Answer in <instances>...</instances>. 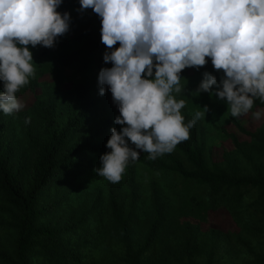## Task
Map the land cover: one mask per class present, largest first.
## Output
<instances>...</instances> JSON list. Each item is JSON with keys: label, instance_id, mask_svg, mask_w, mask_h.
<instances>
[{"label": "clouds", "instance_id": "obj_1", "mask_svg": "<svg viewBox=\"0 0 264 264\" xmlns=\"http://www.w3.org/2000/svg\"><path fill=\"white\" fill-rule=\"evenodd\" d=\"M63 0H0V111L12 115L25 107L17 92L34 78L29 45L53 48L70 27V13L57 9ZM80 11L101 18L105 63L98 74L99 94H112L119 115L94 171L118 183L129 161L140 152L156 159L189 139L202 115L184 123L180 73L206 65L199 92H213L233 117L247 115L264 102V0H79ZM119 43L118 48L114 46ZM206 112L207 107H204ZM254 120L264 109L252 111ZM134 146V147H133Z\"/></svg>", "mask_w": 264, "mask_h": 264}, {"label": "trees", "instance_id": "obj_2", "mask_svg": "<svg viewBox=\"0 0 264 264\" xmlns=\"http://www.w3.org/2000/svg\"><path fill=\"white\" fill-rule=\"evenodd\" d=\"M57 11L70 13L71 19L69 31L57 38L54 48L65 51L58 60L78 75L80 86L73 98L63 96V106L42 98L33 103L31 113L36 130L25 131L29 148L21 155L14 152L6 139V114L0 111V211L5 214L0 227L10 231L8 246H0L3 264H79L82 261L77 237L83 235L79 228L86 214L59 216L58 204L68 194L66 188L72 177L89 168L88 158L111 151L106 147L111 136L109 122L94 128L86 126L96 118L97 100L85 84L92 83L101 68L112 67L103 60L107 49L101 43V18L92 9L80 11L79 0H63ZM118 47L119 43L114 46ZM47 50L40 46L37 55ZM253 106L264 107V102L257 98ZM233 120L249 139L242 141L231 134L235 147L224 151L221 161H207L206 138L196 126L189 130V139L177 144L172 152L153 160L141 151L136 161L179 179L195 181L206 186L215 197L225 195L234 202L240 201L241 188H253L256 197L249 204L257 218L264 220V165L259 158L264 154V128L248 129L237 118ZM85 126V131L79 133ZM240 157L247 161L245 171ZM108 210L119 232L126 264H143L163 216L161 207L154 203L151 220L136 240L131 236L133 211L118 203L112 187ZM42 217L46 221L42 222ZM181 248L188 257L184 264H193L189 258L199 250L198 242L186 236ZM256 261L264 264V255L256 254Z\"/></svg>", "mask_w": 264, "mask_h": 264}, {"label": "rangeland", "instance_id": "obj_3", "mask_svg": "<svg viewBox=\"0 0 264 264\" xmlns=\"http://www.w3.org/2000/svg\"><path fill=\"white\" fill-rule=\"evenodd\" d=\"M28 47L33 54L34 78H29V83L17 92L25 107L6 115V139L17 155L24 154L22 152L29 148L25 131L36 130L31 113L33 103L42 98L54 100L57 105L63 106V96L72 97L80 86L77 83L78 75L58 60L64 50L48 48L45 54L39 56L37 51L40 45ZM206 61V65L199 69H184L180 73L182 90L172 95L177 101L185 102L180 110L185 124L194 119L196 112L204 114L194 126L205 135V156L210 163L221 161L224 151L233 150L235 146L231 134L242 141L248 140L249 136L236 126L227 103L217 98L215 85L211 94L198 91L205 71L215 75L218 82L223 76L222 70L214 69L211 58L206 57ZM91 81L89 85L84 84L96 98L97 109L95 120L87 122L86 126L94 128L106 121L109 122V130L115 127L119 131L121 125L115 124L114 119L120 113L111 92L107 91L101 96L98 77ZM0 85L3 86L2 81ZM261 109L264 107L253 106L247 115L235 118L248 129L264 128V118L257 121L251 114ZM86 126L79 133L84 132ZM259 158L264 165V154ZM87 164L88 169L72 177V182L66 188L68 194L65 192L58 204L59 216L78 212L86 214L79 228V233L83 235L77 237V246L82 255L79 264H126L119 232L108 210L110 187L118 203L133 211V240L140 238L149 224L155 202L163 211L143 264H184L188 257L182 252L181 244L189 235L199 244V250L189 258L193 264H261L256 261V254L264 255V220L257 218L249 204L256 197L255 189L241 188V199L234 202L225 195L215 197L206 186L198 185L195 181L179 179L169 172L150 168L137 161H129L118 183H111L96 174L94 169L100 166V156H90ZM240 164L245 171L247 161L240 157ZM4 218L5 214L0 211V220ZM40 220L43 222L46 218ZM73 240L76 241L75 238ZM9 241L10 231L0 227V246L7 247ZM0 264L3 263L0 261Z\"/></svg>", "mask_w": 264, "mask_h": 264}]
</instances>
